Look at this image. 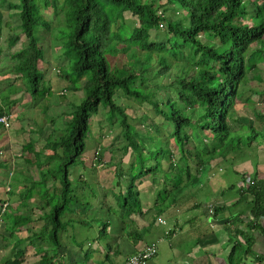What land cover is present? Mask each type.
<instances>
[{
    "label": "trees",
    "instance_id": "obj_1",
    "mask_svg": "<svg viewBox=\"0 0 264 264\" xmlns=\"http://www.w3.org/2000/svg\"><path fill=\"white\" fill-rule=\"evenodd\" d=\"M66 1L74 11L75 28L65 45L74 53L73 72L79 78L87 75V97L73 108L72 114H68V126L61 130L59 137L52 139L51 149L36 151L37 140L34 138L23 145L24 150L33 153V158L37 159L40 177L37 180L29 177L25 181L31 182L32 189L27 185V199L21 202L27 204L37 193L40 197L37 209L41 214L36 220L30 212L13 216L15 226L20 231L25 230L26 234L17 236L16 232H10V238L23 245L11 256L0 258V264H127L129 257L125 263L113 260L121 254L120 235L111 229L113 222L101 216L99 210L112 211L120 205L121 210L130 214L141 212L138 183L144 177L163 176L161 192L165 196L177 194L188 184L198 182L214 159L223 157L227 160L232 152L238 155L246 147L254 150L255 143L258 146L264 140V114L254 108L250 96L246 98L247 106L262 120L261 127L256 126V118L251 121L236 109L237 99L244 98L249 70L254 67L258 70L264 61V0H166L170 6L178 5L173 10L176 13L180 12L178 9L183 11L180 18L174 19L172 13L168 17L164 15L169 9L167 4L159 3L161 0ZM22 2L20 24L28 43L16 54L19 62L15 69L28 81L27 84H31L28 93L34 98L39 93L40 79H43L41 60L44 50L35 32L39 7L34 0ZM127 11L133 17L137 16L135 26L125 21ZM161 30L164 32L160 33ZM157 35L161 39H156ZM18 37H12L10 44ZM255 42L260 48H254ZM251 48L254 52L249 51ZM119 51L127 52L130 61L122 67H112L109 55ZM155 52L159 54L157 59L153 57ZM63 72H59L60 76H68ZM256 72L253 78L264 81L262 73ZM61 95L65 96V90ZM117 97L125 99L120 98V103ZM146 102L157 116L164 117V123L157 124L156 119L145 117V113L132 117L129 109L134 110L137 103ZM5 111L0 105V114ZM98 112L105 116L106 123L119 128L124 150L129 152L131 148L137 153V160L134 159L129 170L121 165L114 169L111 187L116 205L111 198L101 199L102 194H106L105 188L102 194L94 189L91 194H86L89 182L98 176L95 169L88 179L82 174L75 180L71 173V166L77 160L88 171L94 168L88 166L82 156L87 147L91 119ZM164 126L170 127L168 139L173 138L176 151L166 145L163 136L156 135L161 134ZM12 127L13 122L6 131ZM206 129L209 134L203 132ZM146 137L151 138L149 145L144 141ZM2 145L0 151L6 148ZM100 152L97 151L96 159L102 163ZM26 158L30 163L31 158ZM163 160L168 163L163 164ZM5 164L1 169L9 173L10 167ZM163 168L175 177L168 176ZM255 172L251 176L253 182L249 174L244 173L248 185L243 186L238 204L250 208L253 219L249 226L261 229L264 177L259 178ZM95 207L96 217L99 216L97 222L89 211ZM164 208L162 206L160 210ZM215 209L216 212L219 210ZM68 213L70 217L63 219ZM241 215L235 216L232 223L237 224L236 233L245 234L237 223L242 221ZM39 220L41 224H37ZM95 225L98 231L87 229ZM78 228L89 232L79 236ZM141 231L135 226L129 230L126 227L121 236L139 241ZM28 246L34 247L33 253L27 254ZM239 246L237 243L232 248L231 264H240L244 251H249V247L242 250Z\"/></svg>",
    "mask_w": 264,
    "mask_h": 264
},
{
    "label": "rangeland",
    "instance_id": "obj_2",
    "mask_svg": "<svg viewBox=\"0 0 264 264\" xmlns=\"http://www.w3.org/2000/svg\"><path fill=\"white\" fill-rule=\"evenodd\" d=\"M34 1L38 3L39 7V11L36 14L39 23L38 26H36L35 32L38 42L44 50V54L41 60L43 79H40L39 93L33 98L28 93L30 90L29 85L31 84H27L28 81L22 78L18 73L19 71L15 69V65L19 62V58L16 57V54L19 53L20 49L25 47L28 43V40L22 31L21 24L18 25V23L21 22V19L19 18V10L23 2L22 0H0V18L2 19H0V53L2 56H0V70H3V73L0 71V76H2L0 77V105L11 109L14 113V115H10L12 117V122L14 121L12 129L10 128L9 131H6V129L2 130V127L0 126V146H3L2 144L6 145V148L3 147L2 151H0V185H2V188L0 189V201L8 199L9 203H11L10 208L8 207L5 215L0 216V258L11 256V254L16 252V250L23 245L16 244L15 240L10 238V232L12 231L16 232L17 236H23L26 234L25 230L20 231L15 226L13 216L20 212L23 214L30 212L34 215L36 220L41 214L40 210L37 209L40 199L37 193L35 196L33 195L29 198L27 204L21 202V200L23 201L27 199L26 195L29 193L27 190L28 186L29 189H32L31 182L26 183L25 181H27L29 177L34 178V180H37L40 177V170L37 167V159L33 158V153L26 152L23 145H25L30 138L36 140L40 138V141L37 144V149L39 151L40 149H42V151H48V149H51L52 139L59 137L62 132L61 130L66 129L68 126V121L70 120L68 114H72L76 105H79L87 97V90L85 87L87 75H82L79 78L76 73L73 72L71 66L74 63V53L71 49L68 51L67 46L65 45L67 39L75 28V15L70 3L66 0H57L55 3L54 0ZM10 2L11 6L9 5ZM48 2L50 3L47 4ZM159 3L161 4L162 0ZM165 3L166 0H164L162 5L165 6ZM167 5L169 9L165 13L167 17L169 13H172V19L181 17L183 14L182 10L178 9V11H180L179 13L173 11L176 6H178L177 4L171 6L170 4ZM137 20V16L133 17L130 11L125 12V21L127 24L135 26ZM115 27L117 26L115 25ZM117 28H119V26ZM163 32L164 30L160 31V33ZM15 36H19L18 40L10 44V39ZM156 39H161V37L157 35ZM253 46L255 49L260 48V44L256 42ZM109 56L112 67H122L130 61V56L127 52L119 51L118 53L113 55L110 54ZM158 56L159 54L155 52L153 57L157 59ZM69 61L71 62V65ZM58 71H64L68 76H60ZM252 72L253 71H250L244 85V97L247 98L250 96L254 108L259 113L264 114V81L253 78L254 74H252ZM256 73H262V76L264 77V61L259 65ZM64 90L65 96H62L61 93ZM261 92L263 94H260ZM120 98L121 97H117V100L121 103ZM246 98L237 99L236 109L240 114L251 119V121L256 118V126L261 127L262 124L260 122H262V120L256 116L253 108L251 111L249 110V107L245 103ZM123 99L125 98H121V100ZM246 107L248 109H246ZM101 112L95 113L91 119V130L87 137V147L82 156V159L86 161L88 166H93L94 168L92 167L93 169L89 171L87 168L84 169L79 160L71 166V173L75 180H77L82 174L88 179L94 169L97 171L98 176L94 181L89 182L85 189L86 194H91L93 189L96 190L97 193L102 194L104 188L112 193L111 184L114 183V169L116 168V165H121L127 171L130 169V165L134 159L135 162L137 160V153L135 151L134 153L131 148L129 149V152L124 150V142L118 135L119 128L116 127V125L113 126L108 122L106 123L105 116ZM129 112L132 113V117L142 116L140 114L145 113L147 114L145 117L156 119L157 124L164 123V117L157 116L147 102L137 103L135 109H129ZM101 121H103L105 125L103 124L102 126ZM168 129H170V127L164 126L161 128V134L158 132L156 135L158 134L160 137L163 136L166 145L176 151L173 138L170 137V139H168ZM187 132L191 133V129H188ZM203 132L209 134L207 129ZM10 137L12 139H9ZM7 141H9L8 146ZM144 141L149 145L151 143V138L146 137ZM48 142L50 143L49 147ZM99 143L101 144L99 145ZM192 144H194V142H192ZM257 144L258 143H255L254 146L255 149L256 147L259 148L258 151L252 150L251 147H246L243 149V152L238 155H234V152L231 153L232 155H228V159L234 160V157L237 158V165H233V162L225 161V158L220 157L223 159L222 161L213 164L211 169L206 170L208 172L207 175L211 178V181L206 184L205 188L208 190L209 195H215L219 189H223L224 191L231 183L237 185L241 180L242 175L236 170V168L255 166L258 159L264 158V152L262 153V149H264V140L258 146ZM97 151H101L102 163L96 159ZM26 157L31 158L30 163L27 162ZM106 162H109L107 166H105ZM166 162L168 163V161L163 160V164L166 165ZM4 164L7 167H10L9 173H5V170L1 169V166H4ZM220 165L223 167H220ZM163 172L168 173V170L163 168ZM169 174L175 177V174L168 173V176ZM162 177L160 178L162 179ZM144 178H147L148 181L154 179L150 177ZM12 179L13 183L11 184ZM245 181L246 179H244L243 175L242 182ZM97 182H100L101 184H98ZM86 183H88V181ZM41 186L42 190L45 191L44 185ZM77 186L79 185H74V187ZM21 191L22 193H20ZM174 195L175 194L170 193L169 196L173 198ZM106 196L107 194H102L101 199H105ZM198 199L201 201L200 207L195 208L189 213L208 212L210 210L209 205L212 202L207 205L210 199L209 196H206L205 198L198 197ZM111 201L113 203L116 202L113 198H111ZM116 204L114 203L113 205ZM1 206L2 205H0V209ZM116 207L117 208L113 207L112 211H108L106 209L107 206H104V209L106 210L103 212H100L99 210V214L103 217H108V220H111L112 222L115 221L116 215H124L127 217L124 209L120 211L118 205H116ZM89 211L90 215L94 216V221L97 222V217L99 216L96 217V207ZM74 216H76V214H74ZM64 217L69 218L70 214L63 215V219ZM41 223L42 222L39 220L37 224ZM95 226L96 227L93 228L87 227V229H90V231H98V226ZM87 229L78 228L79 236H82L81 233H84L85 231L86 233L89 232ZM143 232L145 239L150 238L151 235L146 230ZM117 234L120 235V233ZM88 236L84 235L83 237ZM125 241L129 244L128 238H126ZM27 249V254L34 252V247L32 246H28Z\"/></svg>",
    "mask_w": 264,
    "mask_h": 264
},
{
    "label": "crops",
    "instance_id": "obj_3",
    "mask_svg": "<svg viewBox=\"0 0 264 264\" xmlns=\"http://www.w3.org/2000/svg\"><path fill=\"white\" fill-rule=\"evenodd\" d=\"M0 71L2 72L3 70L1 69ZM5 110L10 115H14L11 109L5 107ZM9 139L12 138L10 137ZM39 141L40 138L35 144L36 149ZM255 150L258 151L259 148ZM36 151L39 150L37 149ZM263 152L264 149H262ZM234 158V160L227 159L225 161H230L233 162V165H237V158ZM222 160L217 158L211 165H207L198 182H192L183 187V190L175 194L173 198L169 196L170 194L165 196L161 192L164 182L161 178L149 176L154 179L148 181L145 178L138 183L141 192L139 207L142 210L131 214L126 211L127 217L116 215L111 229L120 233L121 254L113 258V260L125 263L126 259L134 253L142 250L150 243H156L157 252L150 259L149 264H231L230 254L232 248L239 243V248L242 250L249 247V251L247 249L244 251L240 264H264V216L260 219L263 228H251L249 224L250 220L253 219V215L250 208L243 204H238L243 186L248 185L247 181L242 182L244 173L249 174L248 177H251L257 171L258 177L263 178L264 158L258 159L255 166L236 168L242 175L241 182L239 181L237 185L231 183L224 191L219 189L215 195H209L208 190L205 188L211 178L207 175L208 172L206 170L211 169L213 164ZM220 167L223 166L220 165ZM164 173L167 174V172ZM105 191L107 194L105 200L112 198V193L107 191V189ZM206 196L210 197L207 205L212 202L209 205L210 210L208 212L189 213L200 207L201 201L198 197L205 198ZM133 204L138 207L137 202L133 201ZM214 205L215 208L219 209L217 212L216 209L211 212ZM136 206L134 207L136 208ZM162 206L165 207L164 210H160ZM118 207L122 211L121 206L118 205ZM82 208L86 210L83 205ZM240 214H242L241 218L243 219L237 223L241 229L243 228L246 231L245 234L236 233L237 224L233 225L232 223V219ZM226 218L228 220L224 223L213 222V219ZM132 226L142 230L139 233L142 239L135 241L134 237L128 238L129 244H127L126 238L121 236V232L126 227L129 230ZM144 230L151 235L150 238L145 239ZM136 238L138 239L137 236ZM248 239L250 240V246H248Z\"/></svg>",
    "mask_w": 264,
    "mask_h": 264
},
{
    "label": "built area",
    "instance_id": "obj_4",
    "mask_svg": "<svg viewBox=\"0 0 264 264\" xmlns=\"http://www.w3.org/2000/svg\"><path fill=\"white\" fill-rule=\"evenodd\" d=\"M0 121L9 125V119L6 116L0 117ZM157 252L156 243H150L142 250L134 253L128 258L127 264H149L150 259L154 257Z\"/></svg>",
    "mask_w": 264,
    "mask_h": 264
},
{
    "label": "bare ground",
    "instance_id": "obj_5",
    "mask_svg": "<svg viewBox=\"0 0 264 264\" xmlns=\"http://www.w3.org/2000/svg\"><path fill=\"white\" fill-rule=\"evenodd\" d=\"M2 116H6L9 119V125H6L2 121H0V124H2L3 129H7V128H9L10 123H12V117L10 115H0V117H2ZM1 205L2 206L0 209V216H4L8 210V207H10L11 203H9L8 199H4V200H2ZM214 209H215V205L213 206V210H211V212H213Z\"/></svg>",
    "mask_w": 264,
    "mask_h": 264
},
{
    "label": "clouds",
    "instance_id": "obj_6",
    "mask_svg": "<svg viewBox=\"0 0 264 264\" xmlns=\"http://www.w3.org/2000/svg\"><path fill=\"white\" fill-rule=\"evenodd\" d=\"M163 2H164V0H162V3H163ZM165 4H166V3H165ZM160 12L164 14L163 10H160ZM164 15H165V14H164ZM163 26H164V25L161 24V27H163ZM249 51H250V52H254V50H253L252 48H251ZM0 56H1V53H0ZM1 57H2V56H1ZM250 71H253L252 74H255V72H256L257 70H256L255 67H254L253 69H250L249 72H248V76H249V74H250ZM248 76H247V78H248ZM246 81H247V80H246ZM241 85H242V84H241ZM245 98H246V97H244V98H242V99H245ZM245 103L248 104L247 102H245ZM0 115H10V114H9L8 112L5 111L4 113H2V114H0ZM219 158H220V157H219ZM216 159H217V158H216ZM214 160H215V159H214ZM249 178H250V181L253 182V181H252V178H251V177H249ZM251 182H250V183H251Z\"/></svg>",
    "mask_w": 264,
    "mask_h": 264
},
{
    "label": "water",
    "instance_id": "obj_7",
    "mask_svg": "<svg viewBox=\"0 0 264 264\" xmlns=\"http://www.w3.org/2000/svg\"><path fill=\"white\" fill-rule=\"evenodd\" d=\"M228 220V218H226V219H213V222L214 223H224V222H226Z\"/></svg>",
    "mask_w": 264,
    "mask_h": 264
}]
</instances>
